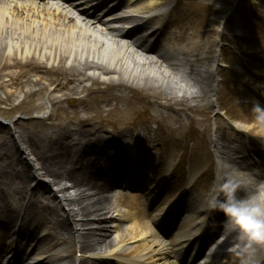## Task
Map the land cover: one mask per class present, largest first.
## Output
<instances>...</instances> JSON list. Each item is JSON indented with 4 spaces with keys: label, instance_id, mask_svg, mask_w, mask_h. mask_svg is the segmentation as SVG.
I'll list each match as a JSON object with an SVG mask.
<instances>
[{
    "label": "bare ground",
    "instance_id": "bare-ground-1",
    "mask_svg": "<svg viewBox=\"0 0 264 264\" xmlns=\"http://www.w3.org/2000/svg\"><path fill=\"white\" fill-rule=\"evenodd\" d=\"M8 1L17 5L0 1V88L4 102L18 99L17 81L32 68L35 91L23 92L20 104L44 94V104H29L27 110L37 114L46 110L34 119L50 123L34 134L20 127L17 118L0 143V254L9 256L13 263L26 264H193L200 255L203 258L196 264H264V210L254 208L257 222L249 219L237 201L245 193L224 178V164L230 160L239 161L240 167L233 174L235 183L250 166L263 168L258 157L264 150L255 153L246 146L264 139L245 136L244 130L229 139H213L212 157L220 161L221 171L207 179L204 168L182 169L165 152L157 150L153 159L140 153L134 136L122 139L114 135L112 139L102 128H88L86 123L97 117L98 110L93 111L87 103L77 101L70 111L62 108L74 102L75 96L88 94L90 88L85 83L146 90L162 95L166 102L181 93L186 103L205 101L210 107L213 102L207 95L217 87L209 70L210 63L218 59L209 39L215 32L203 38L192 23L173 30L169 12L178 0H129L126 9L130 15L120 14L126 0H62V8H52L48 2ZM73 11L82 20L72 18ZM153 11L159 13L145 16ZM99 15L103 18H97ZM94 25L108 35L107 25L131 46L159 56L162 62L149 63L145 70L152 73V65L171 74L172 67L179 76V86L170 89L153 74L140 70L130 59L128 44L118 47L107 37L109 47L104 48L91 30ZM261 43L264 63V33ZM133 54L146 64L143 56ZM259 90L255 95L260 101L245 96L243 107L264 124V87ZM73 108H81V112ZM241 145L245 149L237 152ZM143 167L147 176L140 177L137 169ZM262 178L264 174L257 176ZM124 179L126 190L118 187L111 197L107 185L123 184ZM92 180L99 182L86 194L85 187ZM197 181L203 189L220 181L221 191L227 195L214 201L211 188L207 198L200 199ZM152 200L151 211L158 206L159 213L149 215L146 205ZM170 209L172 216L177 209L192 214L199 226L220 230L228 222L221 234L245 252L214 256L207 248L211 238L195 240L200 239L197 235L202 229L189 234L190 225H178V232L171 237L176 228L174 219L171 214L162 218ZM125 224L129 225L126 229ZM249 226L253 232L248 231ZM113 231L117 233L114 239ZM30 249L36 250L35 258L29 256ZM57 251L60 253L54 255Z\"/></svg>",
    "mask_w": 264,
    "mask_h": 264
},
{
    "label": "rangeland",
    "instance_id": "rangeland-1",
    "mask_svg": "<svg viewBox=\"0 0 264 264\" xmlns=\"http://www.w3.org/2000/svg\"><path fill=\"white\" fill-rule=\"evenodd\" d=\"M127 1L129 0L123 3L120 14H132L126 9ZM56 4L63 6L60 3ZM108 5L111 6V3ZM156 13L159 11H153L145 16ZM169 13L173 30L192 23L203 38H208V32H215L209 38L214 43V55L218 58L214 64L209 65L217 86L215 92L207 95L213 102L212 106L208 107L205 101L198 104L186 103L181 99L183 95L181 93H177L172 101L166 102L162 95L156 96L146 90L85 83L84 85L90 88L88 94L85 97L75 96L74 102L65 103L62 108L70 111L77 101L87 103L93 111L98 110L97 117L86 123L88 128L91 126L102 128L111 138L114 135H120L122 139L134 136L138 140L135 147L140 153L145 152L146 156L153 159L157 156V150L165 152L170 157L173 156V162L182 169L204 168L207 179H211L221 171L220 161L217 159L215 161L212 157L213 139L217 140L219 137L222 140L229 139L236 136L239 130H244L245 136L264 139L263 122L259 123L257 115L250 116L243 107L245 96L260 101L256 95H259V89L264 87V63L260 53L264 33V0H178ZM70 16L77 21L82 20L74 11ZM96 26L91 27L92 32ZM34 80L32 68H27L25 75L18 79L15 87L19 89L18 99L9 103L4 102L5 96L0 88V143L6 137V129L12 127L13 121L17 118L20 119V127L31 129L34 134L50 123L43 121L41 124L34 119L37 115H44L46 110L39 114L34 110H27L29 104H44V94L39 98L33 95L20 104L24 97L23 92L28 94V90H31V93L35 91V87L31 86ZM161 82L170 89L176 88L166 79H162ZM76 111L80 113L81 108H77ZM250 126H254V129L249 130ZM244 149V145H241L237 152H243ZM246 149L253 152H257L258 149L264 150V142L249 144ZM26 158L30 160L29 157ZM260 158H264V153H260L258 157V162L264 166V160ZM231 162L233 160L225 163L224 167ZM30 163L34 166V162ZM94 181H90L85 189L94 187L98 180L95 183ZM42 184L47 186L46 183ZM63 184L69 185L67 182ZM196 185L200 187V199L207 198L208 192L201 188L200 182L197 181ZM50 188L56 190L55 187ZM226 195L227 193H222L218 199ZM238 204L243 208L240 201ZM83 205L88 207L87 200ZM120 209L118 207V211ZM247 216L253 222H257V216ZM227 223L224 222L220 227L229 226ZM127 226L129 225L125 224L123 228L126 229ZM247 229L250 232L254 230L252 226ZM116 236V231H113L112 239ZM76 258L80 259V254L76 255Z\"/></svg>",
    "mask_w": 264,
    "mask_h": 264
}]
</instances>
